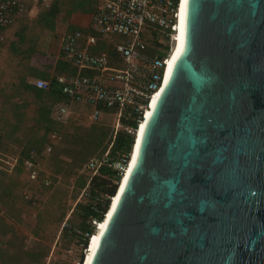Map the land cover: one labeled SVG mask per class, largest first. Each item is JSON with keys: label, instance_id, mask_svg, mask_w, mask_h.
Instances as JSON below:
<instances>
[{"label": "water", "instance_id": "water-1", "mask_svg": "<svg viewBox=\"0 0 264 264\" xmlns=\"http://www.w3.org/2000/svg\"><path fill=\"white\" fill-rule=\"evenodd\" d=\"M92 264H264V0L188 1L184 54Z\"/></svg>", "mask_w": 264, "mask_h": 264}, {"label": "rangeland", "instance_id": "rangeland-1", "mask_svg": "<svg viewBox=\"0 0 264 264\" xmlns=\"http://www.w3.org/2000/svg\"><path fill=\"white\" fill-rule=\"evenodd\" d=\"M54 1L59 12L52 23L40 19L47 11L37 7L9 29L0 46V264L4 254L6 264H79L86 254L62 228L64 222L71 226L80 223L82 212L76 206L81 204V181L88 177L80 162L82 156L75 154L73 164L74 158L60 151L44 152L40 178L35 182L28 181L18 165L22 147L43 135L34 121L39 101L20 88V81L32 85L39 75L49 83L54 74L69 0ZM42 104L51 107L53 100L45 97ZM69 105L72 113L58 128L57 148L78 151L79 146L68 136L83 138L92 126L108 131L105 145L114 130V118L103 116L92 123L88 106ZM98 153L91 157L98 158ZM42 178L50 186H44Z\"/></svg>", "mask_w": 264, "mask_h": 264}, {"label": "built area", "instance_id": "built-area-1", "mask_svg": "<svg viewBox=\"0 0 264 264\" xmlns=\"http://www.w3.org/2000/svg\"><path fill=\"white\" fill-rule=\"evenodd\" d=\"M180 1L95 0L86 31L67 32L61 38L57 61L66 67V72L57 74L54 79L67 102L53 104L51 118L63 124L72 113L69 104L88 106L92 123L100 121L103 116L114 118L112 140L118 131L125 132L134 140L165 81L178 33ZM52 4L53 0H0V46L8 30L24 17L28 7L48 11ZM101 46L105 49H100ZM110 48L113 56L108 53ZM32 85L47 91L50 84L43 79H35ZM58 141V133L51 132L44 152L49 153ZM111 146L112 143L102 157L90 158L84 164L83 170L88 177L79 197V202L90 201V209L101 214L102 219L112 197H92L90 183L99 176L103 166L115 170L121 177L129 159V155H123L118 162H111ZM21 166L28 181L35 182L40 178L41 161L34 151L22 161ZM41 181L44 186H50L47 178ZM23 195L28 199L25 192ZM86 223L95 232L99 221L91 215ZM62 228L87 239V244L92 236L66 222Z\"/></svg>", "mask_w": 264, "mask_h": 264}, {"label": "trees", "instance_id": "trees-1", "mask_svg": "<svg viewBox=\"0 0 264 264\" xmlns=\"http://www.w3.org/2000/svg\"><path fill=\"white\" fill-rule=\"evenodd\" d=\"M93 5L91 0H69V8H68V15L72 12H87L90 10V7ZM59 12V4L57 1H54L51 8L42 16H40V19L43 20V22L49 24L52 23L53 18L55 15ZM100 49L104 50L105 47L101 46ZM108 53L110 56H113V51L108 49ZM56 72L58 74L66 72V67L58 63L56 66ZM37 79H45L44 76H36ZM49 89L47 91L36 89L33 85L28 84L25 79H21L20 81V88L27 92L32 93L36 100L39 101L36 114H35V124H36V130H41L43 132V135L40 139L29 141L28 144L24 145L21 149L18 165L20 166L22 164V161L29 157V154L31 151H34L39 159L41 160L44 154V150L46 147V141L51 132H57L61 127V123H57L51 118V107H45L42 103L45 97H49L53 100V104L58 102H67V99L61 95L60 87L58 86L57 82L55 81L54 77L51 78L49 81ZM52 104V105H53ZM108 137V131L104 128H97L96 126L90 127L88 130V133L85 134L83 138H79L77 134H73L72 136H68L69 140L72 144H75L79 146V150H68V149H60L57 148L60 145V141H58L57 144L53 145L50 150V154L53 150L60 151L66 155L68 158H74L75 154H79L82 156L80 159V162H83L84 164L94 155L97 151L98 158L102 157V155L106 152L108 149V145L112 143V146L109 151V159L111 162H118L121 158V156H128L130 153V148L133 143V138L129 135H127L123 131H118L112 140L111 136H109V139L107 140V143L104 145L105 140ZM66 138V139H68ZM76 158L73 160V164L75 162ZM77 161V160H76ZM83 164V166H84ZM17 171H19V168H17ZM87 179V178H86ZM86 179L81 181L80 187H84L86 183ZM120 179L119 173L115 170L103 166L100 168L99 176L92 179V182L90 183V193L92 197H100V196H108L113 197L115 190H116V184L114 182H117ZM81 204L77 205L82 214L80 217V223L78 226H72L77 228L78 230L87 233L88 235H93L95 232L93 228L86 223V220L89 216L94 215L96 219L99 221V223L102 221L101 214H95L90 209V201L86 202H80ZM99 206V205H98ZM68 232V231H67ZM69 233V232H68ZM71 234V233H69ZM73 237L76 238L78 246L81 244L82 247L81 250L86 249L87 245V239H83L79 236H76L74 234H71ZM2 264H6L5 254L3 255ZM83 263L82 256L79 259V264Z\"/></svg>", "mask_w": 264, "mask_h": 264}, {"label": "bare ground", "instance_id": "bare-ground-1", "mask_svg": "<svg viewBox=\"0 0 264 264\" xmlns=\"http://www.w3.org/2000/svg\"><path fill=\"white\" fill-rule=\"evenodd\" d=\"M188 1L189 0H181L180 7H179V26H178V33L176 36V42L172 49L170 59L168 61V67L166 70V77L162 89L158 93L157 97L153 99L149 110L145 114L143 121L141 122L136 135L134 137L132 148L130 151L128 162L124 168V171L118 181L116 191L109 203L107 211L105 212V216L103 217L102 221L98 223V227L95 230V233L89 238L87 244L86 254L83 259L82 264H92L93 259L98 251L100 246L101 239L114 216V213L118 207L122 194L125 190L127 182L130 178L132 171L135 169L138 157L140 153L141 143L144 137L145 130L147 125L154 113V110L157 106L159 97L162 96L164 91L166 90L167 86L170 83L172 73L177 61L183 56L185 45H186V25H187V10H188Z\"/></svg>", "mask_w": 264, "mask_h": 264}, {"label": "crops", "instance_id": "crops-1", "mask_svg": "<svg viewBox=\"0 0 264 264\" xmlns=\"http://www.w3.org/2000/svg\"><path fill=\"white\" fill-rule=\"evenodd\" d=\"M63 1V0H62ZM93 5L90 7V10L87 11V12H80V11H77V12H72L71 14L68 15V9L66 11V16H68V18L66 19V23H65V27H64V33H67V32H72V31H75V30H81V31H86V28H87V24H88V21L90 19V16L91 14L93 13L94 11V6H95V0H91ZM37 7H33V6H30L28 7L27 9V12L26 14L24 15V17H26L27 15H29L30 13H32L34 10H36ZM23 18V17H22ZM22 18L18 19L14 24L13 26L18 23ZM9 31V30H8ZM62 35V36H63ZM57 63H59L57 61ZM58 65V64H57ZM58 73L56 72V68H55V71H54V74L51 75V78L55 77ZM44 80V79H43ZM46 81V80H45ZM50 83V82H49Z\"/></svg>", "mask_w": 264, "mask_h": 264}]
</instances>
